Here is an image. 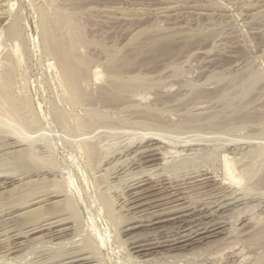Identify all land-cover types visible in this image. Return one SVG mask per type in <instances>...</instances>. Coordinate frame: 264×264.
Here are the masks:
<instances>
[{
	"label": "rangeland",
	"instance_id": "obj_1",
	"mask_svg": "<svg viewBox=\"0 0 264 264\" xmlns=\"http://www.w3.org/2000/svg\"><path fill=\"white\" fill-rule=\"evenodd\" d=\"M3 83L0 264H264V0H0Z\"/></svg>",
	"mask_w": 264,
	"mask_h": 264
},
{
	"label": "bare ground",
	"instance_id": "obj_2",
	"mask_svg": "<svg viewBox=\"0 0 264 264\" xmlns=\"http://www.w3.org/2000/svg\"><path fill=\"white\" fill-rule=\"evenodd\" d=\"M70 19V18H69ZM67 20V19H66ZM63 24L65 23V25H68L69 23H71L72 24V22H71V19H70V22H69V20H67V21H63L62 22ZM64 25V26H65ZM70 25V24H69ZM13 30V29H12ZM75 29H73V31L71 30V32H73V33H75V31H74ZM79 30V29H78ZM14 31V30H13ZM73 33H70L69 34V38H71V40L72 41H75V40H77V35L76 34H73ZM82 33V32H81ZM12 34H14V33H12ZM17 34V33H16ZM17 37H18V35H17ZM16 37V38H17ZM79 54V53H78ZM62 55H64V54H62ZM80 56V55H79ZM62 59H63V61L64 62H62L63 64H64V67H63V70H64V73H65V76L68 78L67 80H69L68 82H69V85L72 87V88H74V89H76L77 87V76H78V74L77 75H75L73 72H75L74 70H72L73 68H75V67H72V65L70 64L69 65V63H71V62H69V60H71L72 61V63H74V64H79V65H81L82 64V61H81V58L79 57L78 58V55H76L75 54V50L73 49V48H69V50L66 52V56L63 58V56H62ZM69 62V63H68ZM11 71H9L8 73H7V77H11V73H10ZM8 84H5V83H3V84H0V100H2L3 101V105L1 106V107H3L4 106V104L5 105H7L8 106V109L5 111V114L3 115L2 113V116L4 117V120H3V117H1L2 119L0 120V121H4L2 124H4L5 125V127L4 128H9L8 130L9 131H11V135H13V138L16 136V138H17V140H19L20 139V141H22L21 143H23V142H28V143H30L31 145H33V142H34V140L33 139H31V137H29L28 138V134H27V132H26V130H25V128H24V125H21L20 123H16V122H18V121H15V116L17 117V109L19 108V107H16V104L14 103V101H15V99L13 98V96L11 95V92H10V89L8 88V86H7ZM78 98V96H76V99ZM1 101V102H2ZM17 102V101H16ZM18 106V105H17ZM3 108H6V107H3ZM1 111V110H0ZM3 111H4V109H3ZM18 119V118H17ZM19 120V119H18ZM4 125H2V126H4ZM19 138V139H18ZM23 139V140H22ZM19 141H17V143H18ZM95 154V153H94ZM94 154H93V156H94ZM30 155V159H33L34 158V152H32V153H30L29 154ZM96 155V154H95ZM151 155V154H150ZM31 157H33V158H31ZM227 157V156H226ZM228 160H226L225 162H227ZM226 167V166H225ZM227 168V167H226ZM39 169H37L36 171H38ZM229 170V171H228ZM230 170L231 169H227V170H225V171H227L228 172V177H229V179H231V180H234L235 178H237V177H235V176H233V175H235V174H232L231 172H230ZM235 170V169H234ZM35 171V172H36ZM41 171V170H40ZM31 172V171H30ZM29 172V173H30ZM42 172V171H41ZM2 177V176H1ZM10 177V176H9ZM13 177H15V176H13ZM234 177V178H233ZM11 178V177H10ZM228 179V180H229ZM236 180V179H235ZM238 180V179H237ZM236 180V181H237ZM235 181V182H236ZM8 182V181H7ZM146 182V181H145ZM232 182V181H231ZM4 183V182H3ZM6 184V183H5ZM8 184V183H7ZM141 184V183H140ZM144 184V183H143ZM4 185V184H3ZM71 185V184H70ZM141 186V185H140ZM71 187V186H70ZM67 189V188H66ZM74 191V190H73ZM53 192V191H52ZM49 193V192H48ZM158 193V192H157ZM47 194V193H46ZM52 194V193H51ZM137 194V193H136ZM161 194V193H160ZM53 195V194H52ZM56 195V194H55ZM55 195L53 196V197H55ZM140 194L138 193V196H139ZM142 195V194H141ZM49 197V196H48ZM141 196H139L138 198H140ZM144 197V196H143ZM50 198V197H49ZM137 198V199H138ZM147 198V197H146ZM33 200V199H32ZM49 200V199H48ZM135 200H136V198H135ZM141 200V199H140ZM45 201V200H44ZM138 201H139V199H138ZM137 201V202H138ZM46 202V201H45ZM34 204V203H33ZM32 204V205H33ZM36 204H38V202L36 203ZM35 204V205H36ZM70 204V203H69ZM68 204V205H69ZM72 205V204H71ZM27 206V205H26ZM153 208V207H152ZM177 208V207H176ZM179 208V207H178ZM178 208H177V210H178ZM70 209V208H69ZM172 209V208H171ZM221 209V208H220ZM180 210V209H179ZM178 210V211H179ZM182 210V209H181ZM170 212H173V211H171V210H169ZM175 211H176V209H175ZM183 211V210H182ZM187 211H188V209H187ZM163 212H165V211H163ZM167 213V212H166ZM166 213L165 214H163L162 212H161V215H159L160 213H158V215H157V213H156V215L157 216H159V217H161V216H164L165 217V215H166ZM169 213V212H168ZM179 213V212H178ZM181 213V212H180ZM179 213V214H180ZM183 213V212H182ZM171 214H173V213H171ZM195 214V213H194ZM41 215V214H40ZM170 215V214H169ZM175 215H177V212H176V214ZM188 213H186V215H181V216H179L178 217V215H177V218H174V219H168V220H161V219H163V218H161V219H159V218H157V216H156V219L153 221V219L151 220L152 222H151V224L149 225V226H153V225H157V224H161V223H164V222H172V221H170V220H175V219H180V218H185V217H188ZM207 215V214H206ZM167 216H168V214H167ZM173 216V215H172ZM198 216H200V215H198ZM205 216V215H204ZM153 217H154V215H153ZM194 217V216H193ZM206 217V216H205ZM216 217V216H215ZM39 218H41V216L39 217ZM39 218H37L38 220H39ZM140 218V217H139ZM152 218V217H151ZM189 218H191V217H189ZM196 218V217H195ZM218 218V217H217ZM165 219H166V217H165ZM187 219V218H186ZM197 219V218H196ZM203 219V218H202ZM205 219V218H204ZM209 219V218H208ZM42 220V219H41ZM184 220V219H183ZM183 220H182V222H183ZM190 220V219H189ZM194 220V219H193ZM193 220L191 219L190 221H192L193 222ZM199 220H200V218H199ZM211 220V219H210ZM32 221V220H31ZM46 221V220H45ZM61 221V220H60ZM140 221V220H139ZM176 221V220H175ZM185 221V220H184ZM194 221H196V220H194ZM202 221V220H201ZM42 222V221H41ZM59 222V221H58ZM62 222V221H61ZM135 222H138V221H135ZM142 222V221H141ZM179 222V221H178ZM181 222V221H180ZM203 222V221H202ZM201 222V223H202ZM32 223H34L33 225H32V230H29V232L28 231H26V232H28V234L30 233L31 235H33V234H37V233H39V232H41V231H43V230H46L47 228V226L46 225H44L43 223L42 224H40V223H38L37 222V220H35V221H33ZM48 223V222H47ZM55 223V222H54ZM56 223H57V221H56ZM64 223V222H63ZM129 223V222H128ZM134 223V222H133ZM133 223H132V225H130L129 227H128V229H127V232H130V231H132V230H135L136 228H140L139 226H138V224H137V226H135V225H133ZM194 223H196V222H194ZM199 223V222H198ZM203 223H206L205 221L203 222ZM202 223V225L204 226V224ZM208 223V222H207ZM205 224V226L204 227H201V230L199 229V231L198 232H196L195 234H194V236H192L193 234H192V231L190 232L191 234H189V235H177V236H173V235H171V237H167V239H164L163 237H165V236H163L162 238H158L157 236V238H155V240L154 241H149V240H147V241H144V243H140V244H137L135 247H134V249H136V252H138V253H145L146 251H156V250H161V249H163V248H167V247H172V249H171V251H174V250H177V249H173V248H178V247H180V248H182L181 246H184V248H186V246L187 245H191V244H195V243H197V242H201V241H204V240H206V239H209V238H212L209 234H212L213 233V231H214V229H210L209 227H206V226H208V224ZM210 223V222H209ZM217 223V222H216ZM219 223V222H218ZM51 224V223H50ZM53 224V223H52ZM135 224V223H134ZM197 224V223H196ZM195 224V225H196ZM47 225H49V224H47ZM55 225H57V224H55ZM60 225H61V223H60ZM59 225V226H60ZM143 225H145V224H143ZM147 225V224H146ZM195 225H194V227H195ZM216 225V224H215ZM27 226V225H26ZM46 226V227H45ZM58 226V225H57ZM197 226V225H196ZM212 225H210V227H211ZM27 227H29V226H27ZM26 227V228H27ZM50 227H52V226H50ZM53 227H54V225H53ZM52 227V228H53ZM148 227V226H147ZM214 227V226H213ZM224 227V226H223ZM190 228V227H189ZM217 228V227H216ZM219 228V227H218ZM30 229V228H29ZM157 229V228H156ZM194 229V228H193ZM198 229V228H197ZM49 230V233H50V229H48ZM126 229H124V231H125ZM182 230V229H181ZM191 230V229H190ZM53 231H54V229H53ZM52 231V232H53ZM123 231V232H124ZM165 231V230H164ZM45 232V231H44ZM51 232V233H52ZM56 232V231H55ZM58 232V231H57ZM153 232V231H152ZM183 232V231H182ZM195 231H193V233H194ZM42 233V232H41ZM137 233V232H136ZM150 233V232H149ZM148 233V237H150L149 235L151 234H149ZM178 233V232H177ZM179 233H180V230H179ZM219 233V232H218ZM217 233V234H218ZM27 233H26V235H28ZM125 234V233H124ZM168 234V233H167ZM183 234H185L184 232H183ZM128 235V234H127ZM175 235V234H174ZM215 235H216V233H215ZM29 236V235H28ZM138 236H140V235H138ZM143 236V235H142ZM214 236V235H213ZM30 237V236H29ZM43 237V236H42ZM155 237V236H154ZM20 238V237H19ZM24 238V237H23ZM136 239L138 238V237H135ZM144 238V237H143ZM142 238V239H143ZM147 238V237H146ZM172 238V239H171ZM18 239V238H17ZM133 238H131V240H132ZM135 239V241L136 242H134V243H138L137 242V240ZM139 239H140V237H139ZM138 239V240H139ZM141 240V239H140ZM139 240V241H140ZM216 242V241H215ZM13 243V242H12ZM16 243V242H15ZM130 243V242H129ZM133 243V242H132ZM208 243V242H207ZM203 244V243H202ZM131 245V244H130ZM135 245V244H134ZM132 247V246H131ZM19 248V247H18ZM89 248V247H88ZM179 248V249H180ZM90 249V248H89ZM89 249L83 254V255H85L86 253L88 254L90 251H89ZM133 249V248H132ZM187 249V248H186ZM84 250H85V248H84ZM130 250V249H129ZM162 251V250H161ZM181 251V250H180ZM74 252V251H73ZM157 252V251H156ZM241 252H243V251H241ZM240 252V253H241ZM78 253H80V252H78ZM78 253L76 254V253H74V254H76V255H78ZM91 253H93V252H91ZM149 253V252H148ZM147 253V254H148ZM239 253V252H238ZM74 254H71V257H72V255H74ZM133 254V253H132ZM150 254V253H149ZM188 254V253H187ZM73 256V257H77V256ZM79 255H81V258L79 259L78 257H77V260H75V261H72V264L73 263H80V264H89L88 262H89V256L88 257H84V258H82V254H79ZM78 255V256H79ZM93 255V254H92ZM90 256V257H93V256ZM134 255V254H133ZM137 255V254H136ZM144 255V257H146L145 256V254H143ZM142 255V256H143ZM152 255V254H151ZM236 255V254H235ZM138 256H141V254L140 255H138ZM137 256V257H138ZM148 256H150V255H148ZM166 256V255H165ZM181 257V256H180ZM66 258V257H65ZM68 258V257H67ZM91 259V258H90ZM141 259V258H140ZM151 259V258H150ZM71 260V259H70ZM70 260H69V262H70ZM49 262V261H48ZM63 263H65L66 262V260L65 261H62ZM91 262V261H90ZM60 264H62V263H60ZM65 264H68V263H65Z\"/></svg>",
	"mask_w": 264,
	"mask_h": 264
}]
</instances>
